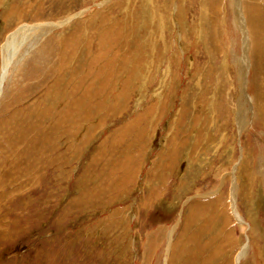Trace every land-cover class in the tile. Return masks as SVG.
Returning <instances> with one entry per match:
<instances>
[{"label": "rangeland", "instance_id": "374dc122", "mask_svg": "<svg viewBox=\"0 0 264 264\" xmlns=\"http://www.w3.org/2000/svg\"><path fill=\"white\" fill-rule=\"evenodd\" d=\"M239 1L245 67L236 0H0V264H264V0Z\"/></svg>", "mask_w": 264, "mask_h": 264}, {"label": "bare ground", "instance_id": "6f19581e", "mask_svg": "<svg viewBox=\"0 0 264 264\" xmlns=\"http://www.w3.org/2000/svg\"><path fill=\"white\" fill-rule=\"evenodd\" d=\"M236 6H237L236 8H235V6L233 8V10L236 9V15H237L236 16L237 17L236 23L240 27L241 31L243 32L242 33L243 34L242 36L244 37V41L246 40L245 41L246 42V46H245L244 49H245V58H247L246 60H248V61H244V62L242 61L245 64L244 65V67H245L247 63H250V59H249V47H247L249 41H248V37H247V31L245 30V27H244V23H245L246 20L243 17L244 15L242 13V10H241L242 8H241V4H240V1L239 0H236ZM76 16L69 17L64 22H67L68 23L72 19H74ZM58 25L59 24L34 25L32 27H29V28L32 29V30H38V29H41V28L43 29L44 27H47V26H50V27L52 26L53 27V26H58ZM23 30L24 29L21 27L15 33L11 34L10 37H9V39H8V42L2 47V57H1L2 58V70L0 69V71H1V75H0V97L3 94L4 84L7 82V79L9 77V73H10V69H11V67L13 65V61L15 59V55H16L17 50H18V49L15 48L16 43H17V39L19 37L22 38L21 33L23 32ZM35 33H34V35H35ZM34 35H32V36H34ZM251 51H252V48H251ZM258 54H260V53H258ZM256 69L257 70H260V69H263V68H262V66L260 64V65H258L256 67ZM245 72H247V71H245ZM246 76H247V74H243L242 73V75L240 77L241 78V80H240L241 82L240 83H241V89H242V96H241V98H240V100L238 102L239 112H238V115H237V121H238V124H239V127L240 128H243V126H245V124L248 123V122H246L247 121V115L250 112L248 110L249 109V105H250L248 101L251 100V98H249V99L245 98L247 96L246 91H247V86H248V81L246 79ZM261 81H264V78L263 77H262ZM260 112H262V111H260ZM231 203H232V211H233V213L235 214L237 220L242 223V218L239 216V213L236 210V189L235 188L232 191ZM169 250H170V246H169V249L167 250V253H169ZM246 250H247V247H245L243 249V251L239 254V256L237 258V263H239L240 260L247 254L246 253Z\"/></svg>", "mask_w": 264, "mask_h": 264}]
</instances>
